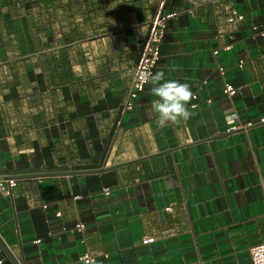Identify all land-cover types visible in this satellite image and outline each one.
<instances>
[{
	"label": "crops",
	"instance_id": "0c3cea01",
	"mask_svg": "<svg viewBox=\"0 0 264 264\" xmlns=\"http://www.w3.org/2000/svg\"><path fill=\"white\" fill-rule=\"evenodd\" d=\"M159 1L0 0V174L16 176L0 238L19 263L252 264L264 0H165L153 74L188 83L196 108L163 128L150 84L123 109ZM229 6L244 18L229 23Z\"/></svg>",
	"mask_w": 264,
	"mask_h": 264
},
{
	"label": "built area",
	"instance_id": "2783aa9c",
	"mask_svg": "<svg viewBox=\"0 0 264 264\" xmlns=\"http://www.w3.org/2000/svg\"><path fill=\"white\" fill-rule=\"evenodd\" d=\"M164 6H165V0H160L158 9L150 21L148 35L146 37L140 58L134 70L132 84L130 88L127 90L123 100V109L125 110L133 108L139 93L143 90L146 84L142 80L143 74L146 72H151L152 74L154 73V68L159 58L160 43L164 37L167 26V20L176 14V12L164 11ZM229 8H230V14L227 17V21L229 23L240 21L244 18V14L239 12L236 8L232 6H229ZM253 27L257 28L256 26ZM220 70L224 72L223 67H220ZM223 90L224 92L229 94H234L236 92V88L230 83H225ZM15 184H16L15 175H8L3 177L0 174L1 193L5 195H9L11 193V188ZM103 192L107 194L109 193V189L105 187L103 189ZM167 209H170V207H167ZM85 228L86 225L83 222H77L75 225V229L79 231L81 234L84 233ZM153 240L154 239L152 237H145L143 239V242L149 243ZM82 242H85L84 236H82ZM249 253L252 264H264V241L258 242L250 246ZM79 258L84 263H91L94 261L95 255L91 253L88 249H85V251L80 255Z\"/></svg>",
	"mask_w": 264,
	"mask_h": 264
},
{
	"label": "clouds",
	"instance_id": "9594fccd",
	"mask_svg": "<svg viewBox=\"0 0 264 264\" xmlns=\"http://www.w3.org/2000/svg\"><path fill=\"white\" fill-rule=\"evenodd\" d=\"M172 67L170 71H175ZM144 83L150 84V93L155 99L151 109L156 114V124L163 128L166 125H178L188 121L194 115L196 105L190 110L188 105L195 98L188 83L175 79H166L165 72L158 70L155 74L146 72L142 76Z\"/></svg>",
	"mask_w": 264,
	"mask_h": 264
},
{
	"label": "water",
	"instance_id": "95a60500",
	"mask_svg": "<svg viewBox=\"0 0 264 264\" xmlns=\"http://www.w3.org/2000/svg\"><path fill=\"white\" fill-rule=\"evenodd\" d=\"M0 264H21L0 238Z\"/></svg>",
	"mask_w": 264,
	"mask_h": 264
}]
</instances>
